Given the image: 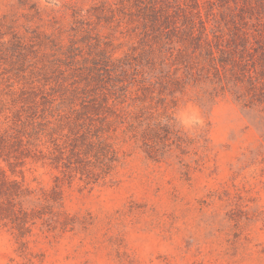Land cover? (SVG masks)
Returning <instances> with one entry per match:
<instances>
[{"label":"rangeland","instance_id":"rangeland-1","mask_svg":"<svg viewBox=\"0 0 264 264\" xmlns=\"http://www.w3.org/2000/svg\"><path fill=\"white\" fill-rule=\"evenodd\" d=\"M118 3L0 0V179L19 193L14 201L0 194V264H264V104L238 102L229 76L200 73L184 94L168 97L174 123L208 139L199 165L193 150L185 168L176 156L150 160L133 142L120 145L127 156L96 184L52 163L48 132L57 111L103 101L120 59L146 65L152 57L142 55L129 24L105 21ZM182 8L227 34L264 36V0H188ZM105 37L110 63L101 53ZM47 38L78 41L77 58L90 60L77 65L90 70L44 57ZM10 202L16 215L5 211ZM23 210L29 219L21 223Z\"/></svg>","mask_w":264,"mask_h":264},{"label":"trees","instance_id":"trees-1","mask_svg":"<svg viewBox=\"0 0 264 264\" xmlns=\"http://www.w3.org/2000/svg\"><path fill=\"white\" fill-rule=\"evenodd\" d=\"M118 2L120 5L111 10L112 21H105L118 26L129 24L134 36L139 38L142 55L164 56V60L158 65L151 57L148 64L141 65L120 59L119 74L111 87L104 89L103 101H82L80 107L71 104L69 112L62 114L58 110L56 117L52 115L56 120L48 132L50 142L55 146L52 163L71 169L88 184L105 179L125 159L126 152L120 147L123 142L135 143L148 159L156 162L176 156L185 168L189 165L183 157L193 150L199 157L195 160L199 165L201 155L198 152L207 150L208 139L202 134L192 137L185 133L167 115L165 107L168 97L178 92L184 94L188 86L201 80L200 73L206 78L210 74L219 78L229 76L234 82L232 86L237 101L244 106L264 104V36L261 31L254 34L236 29L227 34L217 25L209 27V21H204L201 16L198 22L192 21L185 17L182 8V5H188V0ZM181 16L184 18L180 19ZM47 40L51 46L47 50L43 45L44 57L74 63L75 67H82L77 65L80 61L90 60L84 54L81 59L77 58L78 41L65 45ZM111 45L105 37L106 49H101V53L107 63L114 60V53L108 48ZM84 66L83 69L90 70L88 65ZM163 66L174 67V72L166 71ZM181 70L182 76H179ZM138 75L141 79L137 78ZM44 118L53 124L47 115ZM86 118L89 122L99 121V129L85 128ZM66 127L68 134L64 133ZM16 185L1 178L0 194L9 195L14 201L19 196ZM11 203L5 211L16 215ZM0 210H4L1 205ZM21 214V223L27 222L29 213L23 210Z\"/></svg>","mask_w":264,"mask_h":264}]
</instances>
